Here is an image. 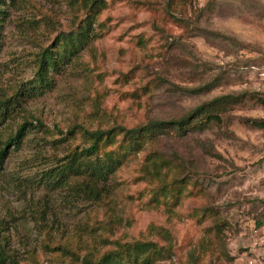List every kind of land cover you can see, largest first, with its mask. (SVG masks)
Returning a JSON list of instances; mask_svg holds the SVG:
<instances>
[{
	"label": "rangeland",
	"instance_id": "rangeland-1",
	"mask_svg": "<svg viewBox=\"0 0 264 264\" xmlns=\"http://www.w3.org/2000/svg\"><path fill=\"white\" fill-rule=\"evenodd\" d=\"M5 9L0 99L18 102L0 122V144L29 122L0 167V237L9 252L26 264L71 263L141 239L171 246L154 264H264V127L254 124L264 120V0H106L88 43L36 96L14 93L33 79L45 48L80 29L86 8L83 0H18ZM225 94L237 102L220 122L159 134L90 184L99 196L87 194L81 175L56 188L39 182L82 145L79 133H66L78 121L177 120ZM151 149L179 165L169 177H185L184 186L167 180L176 205L150 200L159 184L141 166Z\"/></svg>",
	"mask_w": 264,
	"mask_h": 264
},
{
	"label": "trees",
	"instance_id": "trees-1",
	"mask_svg": "<svg viewBox=\"0 0 264 264\" xmlns=\"http://www.w3.org/2000/svg\"><path fill=\"white\" fill-rule=\"evenodd\" d=\"M17 2L18 0H0V36L7 16L5 7L15 5ZM105 2L106 0H83L86 14L80 29L62 35L55 49L45 48L40 53L33 79L21 91L14 93V96H36L55 87V79L51 72L62 74L65 66L71 63L72 57L88 43L93 20L99 10L105 6ZM170 2L167 3L168 6ZM11 97L13 95L0 99V122L8 117L10 106L18 102L17 97L14 101ZM259 100L264 104V98ZM236 102V96L225 94L200 104L177 120L151 119L144 124L131 127L112 125L107 128H91L88 124L78 121L67 129L66 133H79L82 145L75 147L61 159V162L43 171L39 182L44 183L46 187L56 188L68 184L70 175H81L86 184L85 189L91 187L87 194L99 196L100 190L94 192L95 189L90 184L105 181L127 157L137 154L146 145L153 144L159 134L168 130L183 132L188 128H202L211 122H220L221 112L226 111L230 104ZM28 123V121L21 123L15 133L0 144V167L8 154V146L14 144V148H17L21 145ZM254 124L264 127V120H256ZM178 168L179 165L173 159L163 156L155 149L147 153L141 166V176L159 184L151 201L159 203L161 200L170 205L178 204V194L172 192L170 197L168 187L170 184L167 182L171 178V183L185 185L183 183L185 177L181 179L175 176L169 177V174L174 175ZM207 213L210 214L209 210L203 209L202 215L205 216ZM194 214L197 215V211ZM171 254L170 245H160L153 240L136 239L117 241L115 248L104 251L98 256L90 252L78 255L75 262L47 264H154L157 260L169 258ZM0 264H26L21 263L14 253L6 249L2 237H0Z\"/></svg>",
	"mask_w": 264,
	"mask_h": 264
}]
</instances>
